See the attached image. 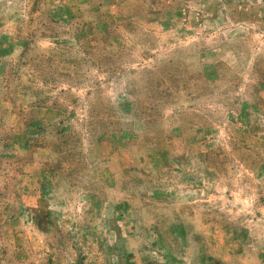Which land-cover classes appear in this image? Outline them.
<instances>
[{"label":"rangeland","instance_id":"374dc122","mask_svg":"<svg viewBox=\"0 0 264 264\" xmlns=\"http://www.w3.org/2000/svg\"><path fill=\"white\" fill-rule=\"evenodd\" d=\"M0 264H264V0H0Z\"/></svg>","mask_w":264,"mask_h":264}]
</instances>
